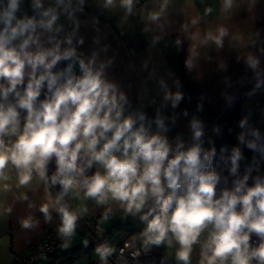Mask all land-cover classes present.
Here are the masks:
<instances>
[{
	"label": "clouds",
	"instance_id": "1",
	"mask_svg": "<svg viewBox=\"0 0 264 264\" xmlns=\"http://www.w3.org/2000/svg\"><path fill=\"white\" fill-rule=\"evenodd\" d=\"M83 3L54 0L46 7L44 0H29L26 10L25 0H0L3 190L9 189L3 182L12 170L17 187L34 178L43 182L47 202L39 210L46 220L51 219L50 209L58 214L57 232L65 248L87 211L74 210L65 198L82 194L84 200L98 206L115 204L139 219L143 246L170 248L175 242V259L181 264H191L195 245L200 248L199 264H264V177H254L249 185L250 168L238 175L244 157L235 146L225 160L229 175L235 177L228 187L213 167L215 148L203 147V127L197 119L190 123L192 143L186 146L180 137L168 139L159 112L154 121L144 113L126 114L127 97L106 78L107 65H97L95 53L90 58L78 53L74 32L59 36L60 17L76 23ZM106 3L113 5L114 0ZM121 3L131 11L133 0ZM250 66L256 62L250 61ZM161 87L165 101L175 108L182 95L167 92L163 81ZM246 124L242 120L241 129ZM245 135L240 133L239 143L264 157L259 132L252 131L253 139L247 141ZM226 151L221 148L222 154ZM56 186L59 191L53 197L49 189ZM31 226L30 219L23 221L24 228ZM114 252L108 244L96 248L102 264Z\"/></svg>",
	"mask_w": 264,
	"mask_h": 264
},
{
	"label": "crops",
	"instance_id": "2",
	"mask_svg": "<svg viewBox=\"0 0 264 264\" xmlns=\"http://www.w3.org/2000/svg\"><path fill=\"white\" fill-rule=\"evenodd\" d=\"M135 1L140 3L137 7H133ZM44 3L47 7L54 0ZM133 3L129 12L121 0H114L113 5L106 0H84L83 10L76 13V23L63 15L58 21L63 25L61 39L74 32L77 52L84 58L95 53L97 65H107L106 78L127 97L126 114L144 113L154 121L159 112L168 128V139L180 137L186 146L190 145V108L183 97L175 108L165 101L163 81L167 92L181 94L188 88L217 113V118L201 122L203 147H214L216 155L242 131L264 129V0H231L230 4L227 0ZM28 6L29 0H25L23 7L27 10ZM221 32L225 33L222 37ZM250 61L256 62L254 68ZM240 95L235 117L229 123L224 120L222 124L228 126L221 128L219 119ZM242 120L247 121L245 129L240 127ZM156 130L153 123L152 131ZM8 174L10 179L3 183L9 189L3 190L0 183V264H10L16 254H27L60 223L52 209L50 220L39 210L47 202L43 182L34 178L29 185L17 187L15 171ZM49 191L53 197L57 193L54 188ZM65 199L74 210L87 208L79 220L89 221L84 225L100 244L106 242L105 235L121 217H131L115 204L98 206L84 200L82 194H70ZM26 219L31 220L30 228L23 227ZM131 237L142 244L140 233ZM96 248L93 239L77 225L68 247L62 246L52 258L36 264H57L60 256H74L70 264H101ZM199 253V245H195L191 264H199Z\"/></svg>",
	"mask_w": 264,
	"mask_h": 264
},
{
	"label": "built area",
	"instance_id": "3",
	"mask_svg": "<svg viewBox=\"0 0 264 264\" xmlns=\"http://www.w3.org/2000/svg\"><path fill=\"white\" fill-rule=\"evenodd\" d=\"M139 4V1H135L133 3V7H137ZM181 95L186 100L193 119H197L200 122H206L208 120L217 118V113L205 105L200 100L199 96L190 89L185 88ZM254 130L258 131L260 134L261 140L259 143L264 144V129ZM254 130L251 129L245 131L246 141L253 139L251 132ZM239 135L240 134L227 141L223 146V148H226L227 151L222 154L220 149L213 160V167L218 173H220L222 179H227L228 187H231L232 181L235 179V177L229 175V165L225 163V160L228 156H230L231 150L235 146H239L241 148L244 157L240 161L238 175L242 177L246 170L250 168L252 171L248 181L249 185L253 183L254 177H264V157H262L258 152H254L247 148L246 145L240 144L238 141ZM222 155L224 156V159H221ZM85 222L89 221L78 220L77 225L80 226L85 231V233H87L93 239L96 247L101 245L100 242L89 231L88 227L84 225ZM58 225L59 224H57L52 230L46 232L44 239L41 242L32 245L29 248L27 254L14 255L10 264H36L38 262L52 258L65 243V241L59 236L57 232ZM253 239H255V237H253ZM114 249L115 252L108 258L107 264H178L172 259L158 255L155 246H143L133 237H127L123 239ZM90 264L98 263L92 262Z\"/></svg>",
	"mask_w": 264,
	"mask_h": 264
},
{
	"label": "trees",
	"instance_id": "4",
	"mask_svg": "<svg viewBox=\"0 0 264 264\" xmlns=\"http://www.w3.org/2000/svg\"><path fill=\"white\" fill-rule=\"evenodd\" d=\"M241 100V95L240 97H238L231 105L230 107L228 108V110L226 111V113L219 119V124H220V127L221 128H226L228 125L227 124H222V122H224V120H226L227 123L230 122V120L232 118L235 117V114H236V106L239 104ZM226 144V143H225ZM224 144V145H225ZM54 171V165H50L49 166V174H51L52 172ZM57 192L59 191V186H56L54 188ZM131 220L129 221H133L132 223H127V224H121V226H123L127 231V237H131V236H134L136 234H139L141 233L144 225L139 221V219H135L133 218L132 216L129 217ZM117 225L116 224L115 226H113L109 232H107V234L105 235V238L107 239L108 236L114 231L117 229ZM56 263L57 264H70L72 261L75 260V257L74 256H60V257H57L56 258Z\"/></svg>",
	"mask_w": 264,
	"mask_h": 264
},
{
	"label": "rangeland",
	"instance_id": "5",
	"mask_svg": "<svg viewBox=\"0 0 264 264\" xmlns=\"http://www.w3.org/2000/svg\"><path fill=\"white\" fill-rule=\"evenodd\" d=\"M129 220H131L129 217H125V218L121 217V219L117 222V224H118L117 229L114 230L108 236V238L106 239V242L102 243V244H108L111 247L115 248L123 238H126V236L128 234L126 232L127 230L123 226H121V224H127V223L133 222V221H129ZM178 247L179 246L175 242H173L172 247H170V248L166 247L164 245H161L159 247H156V250H157V253L159 255H163L164 257L172 258L174 260L175 252H176ZM178 263L181 264L180 262H178Z\"/></svg>",
	"mask_w": 264,
	"mask_h": 264
}]
</instances>
